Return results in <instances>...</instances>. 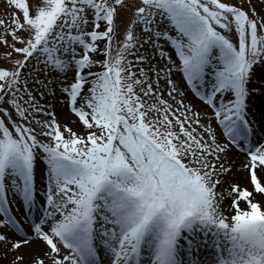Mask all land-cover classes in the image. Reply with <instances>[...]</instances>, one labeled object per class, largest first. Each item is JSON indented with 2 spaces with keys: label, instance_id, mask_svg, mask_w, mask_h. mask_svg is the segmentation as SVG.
Wrapping results in <instances>:
<instances>
[{
  "label": "snow or ice",
  "instance_id": "obj_1",
  "mask_svg": "<svg viewBox=\"0 0 264 264\" xmlns=\"http://www.w3.org/2000/svg\"><path fill=\"white\" fill-rule=\"evenodd\" d=\"M6 6L7 264H264V0Z\"/></svg>",
  "mask_w": 264,
  "mask_h": 264
},
{
  "label": "rangeland",
  "instance_id": "obj_2",
  "mask_svg": "<svg viewBox=\"0 0 264 264\" xmlns=\"http://www.w3.org/2000/svg\"><path fill=\"white\" fill-rule=\"evenodd\" d=\"M237 3L241 2V0H236ZM13 9L10 6H6V0H0V19H3L6 23H8L11 19V12ZM3 27H0V33H3ZM2 63V61H0Z\"/></svg>",
  "mask_w": 264,
  "mask_h": 264
},
{
  "label": "bare ground",
  "instance_id": "obj_3",
  "mask_svg": "<svg viewBox=\"0 0 264 264\" xmlns=\"http://www.w3.org/2000/svg\"><path fill=\"white\" fill-rule=\"evenodd\" d=\"M58 115H59L60 120L65 121V122H70L68 114L58 112ZM75 119H76L75 116L72 115L71 120H75ZM239 159L242 160L243 156H240ZM238 163H239V161H238ZM0 264H7V261L2 258V252H0Z\"/></svg>",
  "mask_w": 264,
  "mask_h": 264
}]
</instances>
